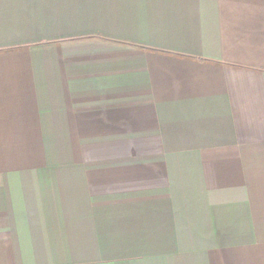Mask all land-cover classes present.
<instances>
[{"label":"crops","instance_id":"0c3cea01","mask_svg":"<svg viewBox=\"0 0 264 264\" xmlns=\"http://www.w3.org/2000/svg\"><path fill=\"white\" fill-rule=\"evenodd\" d=\"M0 264H264V0H0Z\"/></svg>","mask_w":264,"mask_h":264}]
</instances>
